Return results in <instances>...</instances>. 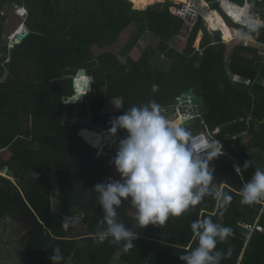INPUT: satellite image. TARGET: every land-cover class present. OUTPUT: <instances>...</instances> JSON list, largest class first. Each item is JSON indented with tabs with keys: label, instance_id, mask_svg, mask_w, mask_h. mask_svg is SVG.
<instances>
[{
	"label": "trees",
	"instance_id": "1",
	"mask_svg": "<svg viewBox=\"0 0 264 264\" xmlns=\"http://www.w3.org/2000/svg\"><path fill=\"white\" fill-rule=\"evenodd\" d=\"M205 1L217 6L218 0ZM6 3L28 13L30 35L14 49L2 40ZM173 7L166 0L152 6L136 0H0V152L11 153L0 171L7 167L8 176L17 180L0 175V221L10 219L13 226L31 220L20 264H51L56 247L64 257L61 264H184L179 256L198 243L190 225L204 217L232 229L217 244L216 250L226 254L220 264H264V200L240 203L244 183L256 168L264 170V86L259 83L264 66L256 64L257 50L242 43L229 50L220 32L209 31L201 18L192 26ZM134 26L137 30L124 48L94 56L93 46L117 44ZM246 29L260 33L264 42V29ZM149 34L158 40L157 48L148 46L134 59L131 54ZM157 52L171 61L169 70L154 67ZM80 69L94 77L92 91L82 103L65 104L74 95L73 78ZM191 89L203 98L210 128H222L220 138L245 134L242 150L232 151L234 160L211 162L213 194L181 216L142 229L131 215L135 209L125 201L117 219L137 236L133 246L125 250L124 242L97 243L103 211L90 190L107 177L120 179L111 161L127 133L120 130L116 145L100 151L94 142L97 132L90 127L109 132L110 121L132 106L156 103L162 111L173 109ZM113 101L122 108L107 106ZM23 117L29 118L26 125ZM245 161L252 162L246 170ZM235 163L242 167L241 175ZM215 191L231 195V202L221 207ZM54 194L59 198L56 208ZM67 217L82 218L87 228L81 238L75 237V228L68 230Z\"/></svg>",
	"mask_w": 264,
	"mask_h": 264
},
{
	"label": "clouds",
	"instance_id": "2",
	"mask_svg": "<svg viewBox=\"0 0 264 264\" xmlns=\"http://www.w3.org/2000/svg\"><path fill=\"white\" fill-rule=\"evenodd\" d=\"M202 1L208 4L205 0ZM18 8L28 16L25 8ZM178 11L181 10L173 11V13L180 16ZM213 11L220 15V11L222 12L219 7ZM223 15L221 16L225 22L228 19L232 25L234 24L224 13ZM203 21L209 30L207 20ZM186 22L189 23L187 20ZM235 25L230 27L227 24L231 30L242 32L241 37L243 33L246 36L253 35L248 34L246 29L251 25L247 27H235ZM214 32H220L223 42L231 49L233 45H238L237 42L228 43L223 37L222 30ZM235 35L234 33L233 36ZM76 77L77 74L73 81ZM259 83L261 82L259 81ZM113 103L116 108H122L120 102L113 101ZM169 117L170 115L163 113L161 106L156 103L132 106L124 110L122 115L110 121L109 132L98 131L101 134L108 135L110 133V135L116 136L118 131L125 130L127 135L119 140L116 155L111 161L120 179L107 177L103 183L94 185L90 190L97 194L96 203L103 211V219L100 222L102 230L95 233L97 243H103L106 240L124 242L125 250L133 246L132 242L137 239V236L117 219V209L125 201L135 209L136 226L145 229L149 225L163 226L170 217L181 216L190 208L198 205L206 195L213 194L211 184L215 169L210 167V164L214 159L224 154L223 145L215 140L199 151H194L189 139L191 132L186 127L170 120ZM108 141L104 143L105 147H107ZM250 164L252 162L245 161L243 169H248ZM234 167L236 173L239 174L242 170L240 165L236 164ZM0 175L2 176V174ZM214 195L220 201L221 207L229 204L232 200L231 195L220 191H215ZM240 195V203L245 205H252L264 200V170L255 169L251 179L244 183ZM77 220L78 218L75 217H67L66 227H74ZM190 228L198 243L188 254L179 256L180 260L184 264H220L226 254L216 250L217 244L225 242L232 233V229L214 222L211 217L194 220ZM259 230L262 231V228L259 227ZM53 253L49 258L51 264H61L64 260L61 249L56 247L53 249Z\"/></svg>",
	"mask_w": 264,
	"mask_h": 264
},
{
	"label": "built area",
	"instance_id": "3",
	"mask_svg": "<svg viewBox=\"0 0 264 264\" xmlns=\"http://www.w3.org/2000/svg\"><path fill=\"white\" fill-rule=\"evenodd\" d=\"M194 5H196L195 2L188 1L185 3L183 9L178 12L180 16H182L192 25H195L198 22L200 13L202 12V10H198ZM205 5L206 9H208L209 11L212 10L210 3H206ZM217 5L220 10H222V12L230 20H232L234 24L240 27H247L251 25L258 26L261 29H264V0H244L242 5L232 0H218ZM240 35H242V32H239L237 34V37L239 38H236L235 41H233L235 38L232 39V43H242L244 47H250L257 50L259 58L256 64L264 66V42H260V33H253L252 36H246L245 33H243L242 37H240ZM260 82L264 85V81ZM163 113H168L170 116H172L170 120L177 122L187 129L188 127L186 125L191 121H195V123L200 126L198 131H192L189 138L191 147L194 151H199L202 147H206L210 142L215 140L219 141L223 145L224 149V154L219 157H227L229 160H234L232 151L239 152L242 150L243 142L241 141V136H245L244 133L242 135L228 134L223 139L220 138L219 135L222 132V128H216L212 131L210 126L204 119V114L199 113L189 99L187 101L179 102L173 109L163 110ZM118 134L119 131L116 136H118ZM108 135L110 137H114L110 135V133ZM236 164L237 163H235L234 166ZM234 166L233 168L235 170ZM241 174L242 170L239 175ZM262 204L263 208L261 212H263L264 209V202Z\"/></svg>",
	"mask_w": 264,
	"mask_h": 264
},
{
	"label": "rangeland",
	"instance_id": "4",
	"mask_svg": "<svg viewBox=\"0 0 264 264\" xmlns=\"http://www.w3.org/2000/svg\"><path fill=\"white\" fill-rule=\"evenodd\" d=\"M173 2L176 7H173L171 10L172 11H176V10H182L183 7L185 6V3L184 2H188V1H192V2H197V4L202 5L205 4L204 1L202 0H166V2ZM137 2V0H136ZM244 0H242L241 3L239 4H243ZM201 3V4H200ZM158 4H164V0L161 2V3H158ZM134 5V4H133ZM140 5V4H139ZM156 5V4H155ZM152 6V5H151ZM211 8H218V6H215V4L211 5ZM136 10H140V9H136ZM180 12V11H178ZM177 12V13H178ZM221 15H223V13L220 11ZM224 16V15H223ZM226 19V18H225ZM226 23L232 27L233 25L229 22L228 19H226ZM209 26V25H208ZM237 27V26H235ZM209 30L211 32H214L211 27L209 26ZM137 28L134 26V27H131V28H128L127 30H125L120 38H119V41L117 44H112V45H108V46H105V47H98V46H93L92 47V51H93V54L95 57H99L105 53H108V52H112V53H117L120 49L124 48L127 43L131 40V38L133 37V35L135 34ZM246 31V30H244ZM241 37V36H240ZM234 40H236V38H239L237 37V34L234 36ZM201 40H202V34H200L198 36V39H197V42H196V47L197 48H200V44H201ZM228 43H232V40L228 41ZM153 47V48H157L158 46V40L153 37L152 35H147L145 36L139 43L138 45L136 46V48L134 49L133 53L131 54V56L134 58V59H138L141 55V53L148 47ZM231 49V47L229 48ZM4 55L2 56V58L4 59ZM6 60V59H5ZM4 62V60H2ZM4 63H7V62H4ZM153 65L154 67H157L159 69H162V70H169L170 66H171V61L166 59L162 54L161 52H157L156 53V56L154 57V60H153ZM107 106H110V107H113L114 106V103H109V105ZM169 118H172V116H170ZM23 120V123L26 122V120H29V118L27 117H23L22 118ZM25 124V123H24ZM27 124V122H26ZM25 124V125H26ZM24 125V126H25ZM91 129L90 130H93L95 132H98V130L94 127H90ZM100 132V131H99ZM116 136L114 137H111V139H109V141L107 142L108 145L111 146V144L113 145H116V142L117 141V138H115ZM107 145V146H108ZM112 145V146H113ZM107 147H104L103 148V151L106 149ZM11 157V153L10 151L8 150H4V151H1L0 152V165H2L4 162H7ZM0 174H2V176H5L3 174V171H0ZM5 178H8L10 179L13 183H15V179H13L12 177H9L7 175V177ZM221 180L219 179H216V185L218 186H221V190L223 189L222 187V184L220 182ZM53 207L55 206V208L57 207V205L59 206V198H58V194H54L53 197ZM57 200V201H56ZM54 202L56 205H54ZM131 215L132 216H135V213L134 212H131ZM75 218H78L77 221H75L74 224H77V226H82L81 228H83V233H85V230H86V226L82 220V218L80 217H75ZM70 221V220H69ZM21 224L19 223H15L13 224V226H9L10 224V219H5L3 221H0V264H20V260H21V257H22V245H23V242L25 240V237L27 236L29 230H30V226H31V220L29 219H24V222H20ZM30 225V226H29ZM9 226V227H8ZM68 230H71V229H74V227L72 226H68L67 227ZM259 229V228H258ZM72 235H73V231H71ZM78 235V234H77Z\"/></svg>",
	"mask_w": 264,
	"mask_h": 264
},
{
	"label": "water",
	"instance_id": "5",
	"mask_svg": "<svg viewBox=\"0 0 264 264\" xmlns=\"http://www.w3.org/2000/svg\"><path fill=\"white\" fill-rule=\"evenodd\" d=\"M134 9H137L134 7ZM147 9V8H146ZM144 9V10H146ZM3 15L6 16L7 22L4 24V35L2 36V40L8 44L10 49L15 48L16 46L22 44V42L30 35V31L26 26L27 14H23V12L18 8H11L10 3H6L3 9ZM207 14L205 12L200 13V17L203 20H206ZM87 78L86 81H82ZM78 81H80L79 85H77ZM94 82V77L88 75V71L86 69H80L77 72V77L73 81V88L75 90L74 95L65 101V104H78L82 103L85 100L86 94L92 91V84ZM190 99L191 103L195 105L197 111L199 113H206L207 108L203 104V98L197 96L193 89L188 92H184L181 97L178 98V102L187 101ZM188 130L192 133V131H198L200 126L195 123V121L187 123ZM82 135V133H81ZM84 141L91 144L90 139H87L82 135ZM93 146V145H92ZM100 151H103L105 144L97 146ZM5 176L8 175V168H5L3 171ZM34 174V172H31ZM17 180H15L16 182Z\"/></svg>",
	"mask_w": 264,
	"mask_h": 264
},
{
	"label": "bare ground",
	"instance_id": "6",
	"mask_svg": "<svg viewBox=\"0 0 264 264\" xmlns=\"http://www.w3.org/2000/svg\"><path fill=\"white\" fill-rule=\"evenodd\" d=\"M163 0H137V4H140V5H146V6H150V5H155V4H158V3H161ZM188 1V0H187ZM186 3V2H184ZM201 4V3H200ZM198 10H202L203 12H205L207 15V22H208V25L214 30V31H217V30H222L223 32V37L226 41H230L232 40L234 37H233V32L232 30L227 26L225 20L223 19V17L216 11H209L208 9H206V5L203 4L202 7L201 5L197 4L196 2V5H194ZM23 12V11H22ZM87 78L83 79L82 81H86ZM80 81H78L77 85H79ZM94 142H95V145L96 146H99V145H103L106 141H108V139L110 138L109 135H106V134H101V133H95L94 134Z\"/></svg>",
	"mask_w": 264,
	"mask_h": 264
},
{
	"label": "crops",
	"instance_id": "7",
	"mask_svg": "<svg viewBox=\"0 0 264 264\" xmlns=\"http://www.w3.org/2000/svg\"><path fill=\"white\" fill-rule=\"evenodd\" d=\"M77 225L78 223L74 225L75 231H77V234H78V235H75V237L81 238L80 235H84L85 233L82 232L83 231V228H81L82 226L81 225L77 226Z\"/></svg>",
	"mask_w": 264,
	"mask_h": 264
}]
</instances>
